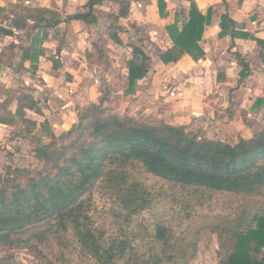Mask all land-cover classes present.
<instances>
[{
	"label": "rangeland",
	"instance_id": "obj_1",
	"mask_svg": "<svg viewBox=\"0 0 264 264\" xmlns=\"http://www.w3.org/2000/svg\"><path fill=\"white\" fill-rule=\"evenodd\" d=\"M165 1L166 18L174 11L186 12L181 4ZM86 3L87 0H7L4 3L5 12L0 15V25L10 26L13 11L24 13L26 8L37 7L55 10L65 20L74 13L86 12ZM93 13L96 21L87 24L65 20L48 28L47 37H42L41 29H29V35L26 30L15 29L13 36L0 35L1 69L8 67L7 83H0V100L11 101L8 110L12 113L16 111V98L21 93L33 97L38 108L27 110V116L37 122L46 121L56 136L76 124L79 111L90 103H98L102 93L107 96L103 105L110 113L143 120L161 118L152 114L162 113L158 106L163 102L158 103L157 96L151 101H144L126 93V62L132 57L133 45L141 47L150 56L151 68H163L158 65L159 60H153V55L159 45L164 44L156 43L152 48L145 44V40H151L152 34L156 36L160 33H156L158 27L153 22L147 25L140 20L145 16L159 21L158 0L153 3L151 0H102L94 7ZM114 15L119 17L115 23ZM152 26L155 29L152 30ZM111 31L120 36V44L109 38ZM160 38L161 41L165 37ZM11 43L16 46L14 50L9 49ZM25 49H29L30 54L36 51V70L30 68V60H22ZM257 58L252 56L250 61L256 62ZM260 73L264 74V68ZM167 82L162 78L158 84L163 87ZM261 84L264 88V79ZM239 85L235 80L228 85V89L233 91ZM260 94H264V89ZM229 108L227 106L231 110ZM244 111L246 117L243 116V120L256 124L257 131L261 130L264 110L257 115L252 114L255 110L251 111L252 115ZM196 119H192L186 128L208 137L202 124L195 123ZM41 132L36 129L29 133L18 119L11 126H0V181L11 176L10 171L16 167L41 168L42 163L33 152ZM246 133L250 132L243 134ZM239 139L240 136L235 139L232 135L222 136V141L228 143H236ZM115 168L116 165L109 164L106 170ZM126 170L129 175L123 180L121 176H100L90 192L82 197L86 212L84 222L97 244L110 253L109 262L96 258L88 251L71 227L58 236L51 235L42 242L36 241L33 248L21 246L7 250L0 247V258L11 255L12 261L17 264H144V260L152 263L159 255L167 258L162 264H221L232 252V231L239 220L247 217L245 221H248L251 215L264 209V190L258 195L248 196L182 188L148 173L138 163ZM135 182L140 183V189L149 199L144 208L138 210L128 207L122 200L124 192ZM139 194L138 187L134 197L139 198ZM45 227H29L22 237H32ZM158 227L167 232L168 246L157 239ZM171 257H176V260H168Z\"/></svg>",
	"mask_w": 264,
	"mask_h": 264
},
{
	"label": "trees",
	"instance_id": "obj_2",
	"mask_svg": "<svg viewBox=\"0 0 264 264\" xmlns=\"http://www.w3.org/2000/svg\"><path fill=\"white\" fill-rule=\"evenodd\" d=\"M188 1V10L175 13L165 30L172 45L158 53L163 64L177 60L188 54L194 60L205 56L200 45L205 27L212 21V7L202 13L195 0ZM242 0H239L241 4ZM102 0H87L86 12L67 16V21L92 23L96 21L94 7ZM159 13L166 17V1L158 0ZM5 8L0 6V15ZM114 23L118 15H114ZM55 10L47 7L26 8L25 12L13 11L10 26L0 25V35L13 36L14 31L41 29L42 37H47V29L65 21ZM32 22V23H30ZM234 21L228 13L220 17L219 37L232 30ZM264 48V39L251 33H240ZM29 35V33L27 34ZM109 38L121 43L116 31L109 32ZM38 39H36L37 41ZM11 43L9 49L14 50ZM132 57L127 60L126 93L135 92L138 81L144 79L150 69V56L139 46H132ZM242 69L239 76L244 78L250 68L247 62L235 54ZM37 53L25 49L22 60L31 61V69H37ZM23 67V64H22ZM101 94L98 103H90L79 111L78 122L69 130L56 136L46 121L37 122L27 116V110H37L33 97L21 93L14 113L8 110L10 100H0V124L11 126L16 120L32 133L41 130L33 152L42 163L38 170L16 167L0 181V247L12 250L21 246L35 247L36 241L58 236L71 227L81 242L96 258L109 262L110 253L102 249L84 220L82 197L87 195L94 181L102 175L128 176L127 167L140 164L148 173L182 188L207 189L236 195H258L264 190V126L250 138H240L236 143L211 139L186 125H174L165 119L150 117L143 120L130 115L108 112L103 105L107 96ZM263 103L257 98L254 105ZM44 140H49L44 142ZM116 165L106 170L107 165ZM11 169V168H10ZM139 187V198L134 197ZM143 199V200H142ZM123 202L135 210L144 208L149 200L135 182L124 192ZM260 213V214H259ZM251 215L250 220H239L232 231L234 246L232 252L221 264H264V209ZM32 237L23 238L29 228H41ZM157 239L168 246L167 232L158 227ZM165 252V251H163ZM137 258V256H134ZM167 259L157 255L152 263L162 264ZM176 260V257L168 258ZM175 264L174 262H169ZM0 264H17L11 255L0 258Z\"/></svg>",
	"mask_w": 264,
	"mask_h": 264
},
{
	"label": "crops",
	"instance_id": "obj_3",
	"mask_svg": "<svg viewBox=\"0 0 264 264\" xmlns=\"http://www.w3.org/2000/svg\"><path fill=\"white\" fill-rule=\"evenodd\" d=\"M6 1L0 0V6L4 8ZM151 1L153 3L154 0ZM171 1L181 4L186 11L188 10V1ZM195 1L202 13H206L209 7L213 9L212 21L205 27L200 41L205 56L196 61L190 55L183 54L176 61L163 64L158 59V53L172 45L165 26L172 21L176 11L170 17H158L159 21L156 22L153 18L150 20L149 17L141 16L140 20L147 25L153 22V25L155 23L158 27L156 33L158 31L160 33L156 36L152 34L151 40H145V44L150 48L156 43L164 44V46L159 45L161 50L158 47V51L155 50L153 55V60H159L158 65L163 68L160 69L159 66L151 68L150 66L146 77L138 81L135 92L132 94L144 101H151L157 96L158 103L163 102L158 106L162 113L152 114L171 124L187 126L192 119L197 118L195 123L202 124L209 138L222 140L224 135H232L234 139L237 136L250 138L257 132V125L246 123L242 117H246L244 109L247 110V115H250L253 110H255V113H252L254 115L264 110V94H260L264 89L261 84L264 74L260 73V70L264 68V48L259 47L254 40L246 39L247 37L245 38L240 33H251L255 37L264 39V0H242L241 4L239 0ZM146 8L149 7L146 5ZM224 13H228L234 21L232 30L235 35L228 33L219 37L220 17ZM153 29L155 27L152 26ZM159 36H162V39L165 37L164 41L161 40V42ZM150 41L151 44H149ZM236 53L243 62L248 63L250 68L248 75L244 78L239 76L242 65ZM257 53H259L258 58ZM1 54L2 52L0 56ZM252 56L257 58L256 62L250 61ZM1 66L0 64V83L5 84L8 67L1 69ZM156 69L160 70L156 72ZM162 78L168 81L163 87L158 84ZM235 80L240 85L236 86L233 91H229L228 85H232ZM257 98L263 100L259 107L254 105ZM227 106L232 112L227 109ZM0 126L3 125L0 124ZM248 131L250 133L243 134Z\"/></svg>",
	"mask_w": 264,
	"mask_h": 264
}]
</instances>
